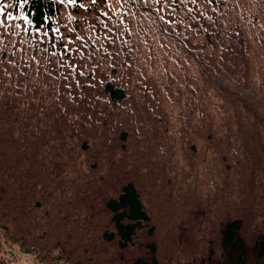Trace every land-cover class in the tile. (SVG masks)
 Returning <instances> with one entry per match:
<instances>
[{"label":"trees","instance_id":"16d2710c","mask_svg":"<svg viewBox=\"0 0 264 264\" xmlns=\"http://www.w3.org/2000/svg\"><path fill=\"white\" fill-rule=\"evenodd\" d=\"M1 230L47 264H264V0H0Z\"/></svg>","mask_w":264,"mask_h":264},{"label":"rangeland","instance_id":"374dc122","mask_svg":"<svg viewBox=\"0 0 264 264\" xmlns=\"http://www.w3.org/2000/svg\"><path fill=\"white\" fill-rule=\"evenodd\" d=\"M262 221L261 218H258V224ZM193 256L191 254L185 255V258H191L190 260L184 259L182 262H177L173 264H231L230 262H220L215 261L212 263L199 261H192ZM197 256H200V252ZM182 259V258H181ZM188 261H191L190 263ZM4 262V264H47L40 263L35 259V256L28 252L23 251L19 245L14 244L8 236L6 237V233L1 230L0 231V264Z\"/></svg>","mask_w":264,"mask_h":264}]
</instances>
